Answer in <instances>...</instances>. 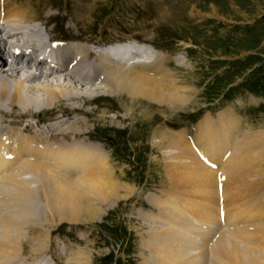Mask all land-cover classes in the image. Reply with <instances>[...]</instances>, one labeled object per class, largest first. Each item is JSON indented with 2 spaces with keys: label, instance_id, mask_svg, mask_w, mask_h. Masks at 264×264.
<instances>
[{
  "label": "rangeland",
  "instance_id": "1",
  "mask_svg": "<svg viewBox=\"0 0 264 264\" xmlns=\"http://www.w3.org/2000/svg\"><path fill=\"white\" fill-rule=\"evenodd\" d=\"M8 1L27 11L30 20L40 19V22L49 20L50 24L45 28L42 25V30L45 29L43 30L44 33H48L50 38L54 37L56 40L63 38L65 41H70L78 38L87 46L90 43L104 45L128 41L147 44L164 52L169 60L167 65L172 70H176L183 77L186 84L196 88L191 103L185 109L169 110L155 104L148 107L142 101L137 107L135 105L133 119L126 116L127 107H129L128 102L130 101L127 96L123 99L112 98L102 90L95 97L94 103L86 105L88 100L81 103L83 109L88 111L87 114L77 112L76 114L67 113L68 115H63V117L61 114L57 116L58 121L60 117L63 118L62 122L64 120L70 124L75 123L77 120V122L84 120L83 122L88 124V130L85 134H66L68 136L61 134H23V136L33 135V137L38 135L40 144L61 148L65 147L66 144L68 145V143L80 140L101 141V147L104 146L107 149L105 154L109 155L111 153L109 159L111 163L105 160L107 166L106 169H102L109 172H105L109 174V178L105 177V181L107 183L113 181L118 185L121 188L119 195L128 196L129 192V196L122 198L120 201L113 199L103 206L92 203L97 211L92 222L82 224L59 223V219L67 218V216L56 214V211L52 210L53 204L49 201L50 199L48 200L47 195V183L41 178L42 186L39 182L36 187L37 181L33 180V176L29 177L32 178L31 187L36 189L34 191L36 193L33 192L24 203L30 202V205L35 207L36 213H20L18 225L16 224L17 227L15 228L17 232H22V234L18 233V236L20 237L19 242L23 247L24 256L32 260L39 259L47 254L48 258L54 259L58 264H80V262L81 264H155V260L159 256L157 248L165 247L161 249L160 254H178L166 243V240H161L164 235L163 229L167 228L168 225L164 220L165 217L161 218L163 208L160 210V206L154 204L153 201L164 200L167 202L166 213H175L174 206L177 207L178 202L183 203L185 206L188 205L187 207L191 205L190 208L197 210H206V208L201 207V204L209 202L208 199L201 198L195 192L194 182L186 179H179L176 182L175 177L170 176V170H168V166L171 165V160H169L170 150L167 149L170 147V142L163 140V136H167V134H154L161 133V131L167 133L177 132L182 130L183 127L193 128L195 121L201 119L204 115H210L211 119L207 124L202 123L200 125L201 120L199 121L194 129V136H191L190 131L187 129L180 131V135L175 138L186 144L194 153L193 158L198 159L197 161L200 164L202 163L201 166L211 168L210 171L214 172L216 176L214 177L216 189L218 181L223 178V175L227 177L228 182L231 181V185L227 184L231 188L228 208L232 213L239 206L244 212L254 211L250 216L251 218L248 217V219L253 220L252 222L256 225H252L254 229L252 226H250L251 228L248 226L253 229L248 239L243 237L242 239L234 234L232 235V233L230 234V232L216 231L219 225H215L212 234L198 241L199 246L205 249L204 261L208 264H217L218 261L224 262V258L219 257L221 253L216 251L217 242L219 244L221 238H224V244L227 246L230 244L237 245L241 253L245 254L247 252L244 251H248L247 257L254 255L263 258L264 202H251V197L248 196L251 193L245 195L243 192L253 191L255 193V188L264 192V157L260 158L259 162L253 161L249 166L244 164V167L238 166L237 169L233 168L230 171L223 167L213 169L208 165L209 160L203 162L204 160L195 154L194 147L197 146L203 149L202 141H206L210 136L217 139L218 133L227 129L229 118L227 120L223 119L221 123L218 122L222 112L227 113L229 111L231 114L233 113L232 115L239 117L238 120L242 123L238 130L233 131V134H229L228 139L233 140L232 143L248 138V132L251 130L253 132H258L259 129L264 130V0ZM77 17L87 20L86 22L90 25L88 26L85 21H82V25H76ZM158 54L162 53L158 52ZM179 57L183 58L176 59ZM5 66L7 64H0V71ZM13 68H17L22 72L33 73V69L30 68L25 69V67L17 66H13ZM22 72H20V76L6 73L10 75L9 78L12 77L13 80H18L24 75ZM40 75L42 74H39L38 80L36 79L35 82H28L27 84L36 86L37 83L49 85L53 82H46L45 78L40 77ZM62 82L61 84L64 86L69 83L68 80H62ZM68 87L73 89L72 86ZM28 93L35 97H45V93L42 91L35 90ZM99 96L100 98L97 99ZM70 104L74 105L70 106ZM70 104V108L74 109L76 104L73 101ZM243 117L248 123L247 129H244ZM40 118L41 121H48L54 119L55 116L52 117L44 113L40 115ZM83 122L76 126L79 128L85 127ZM52 124L44 130L48 131L49 128L53 127ZM216 130L217 134L214 133ZM56 131L57 129H55ZM62 143L65 145H62ZM255 154L257 155V152ZM97 171H90L88 174L80 176V178L83 179L86 175ZM61 174L65 176V173L61 172ZM52 182L55 184L54 181ZM1 187L2 185H0V189H3ZM9 194L0 191V200L7 198L6 200L10 201ZM237 194L240 195V198L236 196ZM169 198H174V201L171 202ZM218 200L216 206L220 210ZM13 202L16 206L22 205L18 200L11 201L12 204H14ZM206 206L209 208L208 205ZM209 210L213 213V210L210 208ZM9 211L12 212V209H9ZM10 212L1 211L0 220H3L2 217L8 216ZM239 213L232 214L233 220H240ZM163 215L165 216V213ZM177 215L180 218L187 216V218L194 220L189 216L190 213L186 209H180ZM160 219L163 221L157 222ZM1 224L0 222V233L4 236L6 232ZM35 224L36 227H31ZM28 228L35 229V233L30 230V234L25 235ZM188 228L190 233L186 232V228H182L181 232L183 234L186 232V236L192 241L196 238L194 236L198 232L200 233V230H208L207 226L205 225L203 228L201 223H197L195 227L191 228L187 226ZM243 228L246 227L232 229L238 231ZM246 231L247 229L244 230V232ZM160 232L161 234H159ZM11 235L15 234L11 233ZM164 243L166 244L164 245ZM175 243L179 247L184 242L176 240ZM212 244L214 250H210L213 249V246L210 249L208 248ZM43 247L48 248L43 249ZM186 247L190 248L189 246ZM32 248L40 250L37 249L33 253ZM87 252L89 256H87ZM76 259L81 261L70 262ZM181 259L177 263H171L189 264L194 261V259L189 260L188 258ZM49 263L54 264L53 262ZM227 264L233 263L228 261Z\"/></svg>",
  "mask_w": 264,
  "mask_h": 264
},
{
  "label": "bare ground",
  "instance_id": "2",
  "mask_svg": "<svg viewBox=\"0 0 264 264\" xmlns=\"http://www.w3.org/2000/svg\"><path fill=\"white\" fill-rule=\"evenodd\" d=\"M28 15L27 11L23 10L21 7L11 4L8 0H0V21L5 20L4 22H6V25L0 26V47H2L4 41L6 40L1 37L4 36L5 33L13 34L15 36L23 34L22 31L26 28L23 23L33 21L28 18ZM82 21L86 22L87 20L77 17L75 21L76 25H82ZM89 25L90 24H88V26ZM54 39L55 38L53 37L51 40ZM62 39L63 38H61V40ZM58 46L55 49L54 56L57 63L53 68H45V61L33 63L31 61L18 59L16 62L12 63L10 67L4 68L0 71V115L2 116L0 119V185H2L1 188H3L0 189V191L8 194L10 192L8 196L11 198L10 201H7V198L0 200V212H4V210L10 212L11 210L9 211V209H12V212H10L9 215L6 214L8 216H3V220H0L2 228H4V231L6 232L4 236L0 233V264H39L37 263L38 260L28 262L30 258H26L24 256L23 247H21L19 242L20 237L18 236V233L22 234V232H17L15 230L17 227L16 224L18 225V216L20 213H36L35 207L31 206L30 202L27 201L24 203L30 195L36 191V189L31 187L32 178H23V174L26 171H28L27 173L32 174L31 170H33V174H36L39 179H44L45 183H47V195L48 200L50 199L49 201L53 204H51L52 210H55L56 214H64L67 216V218L59 219V223L69 222L70 224H82L84 222H92L94 221L96 216L95 213L97 212L95 205L92 203L103 206L107 204L108 201L110 202V200L112 201L114 199L115 201H120L122 198L129 196V192L128 196L119 195L121 188L113 183V181H108V183L105 181V177L109 178V174H106L105 172H109L102 169H106L107 162L102 160V155H98V153H95L92 149H83L74 152L76 155H73V152H71L73 150H67L66 147L62 152L57 153L54 152V148H50V146H41L42 144L35 141L33 136H23V134H61L65 136H68L66 134H85L88 130V124L86 122L84 123V120H81V122L84 123L85 127L79 128L76 125H80L79 123L81 122H77V119V121L74 120L77 123L75 122L70 124L64 120L62 122L63 118L60 117L58 121L57 116L61 114L63 117V115H68L67 113L76 114L77 112L87 114L88 111L83 109L84 107L81 103L84 100H88L86 105L92 104L96 99L95 97L102 90L105 91V94H108V96L111 97L123 99L127 96L130 101L128 102L129 107H127L126 116L132 117V119L135 105L137 107V105L142 101H144V103H146L145 106L148 107L151 104H155L160 107H166L169 110H177L180 108L185 109L191 103L193 92L196 91V88L192 85L185 83L183 77L180 76L176 70H172L167 65V57L162 54L157 53L156 57L149 62H142L137 65L133 63L134 65L128 66L126 63L121 64L115 61L109 53H99L96 55L83 44L75 46L74 44L62 43ZM38 49L39 48L36 46L37 51ZM13 66L33 69V73H26L25 71L22 72L17 68H13ZM87 67L91 68V72L93 73L92 76L83 74V70H86ZM6 72L17 75L22 72L24 75H22L21 79L13 80L12 77L9 78L10 75H7L8 73ZM39 74H42L40 77L43 76L46 82H53L49 85L37 83L36 86H33L27 84L28 82H35ZM62 80H68L69 83L65 82L66 86H64L61 84ZM68 86H72L73 89H70ZM35 90L38 92H44L45 97L43 98L42 96V99L41 97L29 95L28 92ZM72 101L76 104L74 109L70 108V106L74 105L70 104ZM44 113L51 115L52 117L55 116V118L48 121L39 120L41 119L40 115ZM232 114L229 111L227 113L222 112L220 114V121L218 122L221 123L223 119L227 120L228 118L229 120L227 121V129L222 130L219 133L217 130L214 132L219 134L217 139L216 137L211 136L208 137L206 141H202L200 139L204 149V153L201 158L204 160L203 162L209 160L208 165L213 169L223 167L230 171L233 168L237 169L238 166L244 167V164L249 166L253 161L259 162L260 158L262 159L264 157L263 129H259L258 132H253L251 130L248 132V138L243 141L236 139L238 141L232 143L233 140L228 139L229 134H233V131L238 130L242 125V123L238 120L239 117H235ZM210 117V115L203 117L200 121V125H202V123L207 124L208 121H210L209 119H211ZM33 119H37V126L33 125ZM46 122H51V124L53 123V127L49 128L48 131L44 130L46 127H42L40 125ZM67 125L69 126L66 127ZM55 129H57V133L55 132ZM219 129L221 130V128ZM156 134H167V136H160L164 137L163 140L170 142V147L167 148L170 150V152L168 151L170 154L169 160H171V165L168 166V170H170L171 174L170 176H174V180L176 182L177 180L179 181V179H186L187 181L189 180L194 182L193 186L196 187L195 192L200 195L201 198L208 199L209 203L201 204V207L203 209L206 208V210L190 208L191 205L187 207L188 205L185 206L181 202L177 203V206L179 205L178 207H176V205L174 206L176 207L178 214L180 209H186L190 213L189 216L191 218L195 217L197 221L201 223L203 228L205 225L208 227L207 231L199 229L200 233L197 231L198 234L194 236V238L196 237L194 241L189 240L186 236V232L190 233L189 228L187 229V225L190 224L184 221V218H180L179 215L174 214L172 211H170L172 213H165L162 211L161 218L165 217L164 220L167 222L168 227L163 229L164 235L161 240H166V243L174 249V252L178 254H160L162 251L161 249L164 247L162 244V248L156 249L159 256L155 260V264H172L171 262L177 263L179 260H182L181 258H188L189 260L194 259V261H191L189 264H208L204 261L205 249L199 246L198 239L208 237L213 233L214 226L219 225L218 218L220 210L216 206L218 193L216 189V182L214 180V177H216L215 173L210 171L211 168L209 169L205 166H201L202 163L200 164L197 161L198 159L196 160L193 158L194 153L186 146V144L175 138L180 135L179 132L167 133L165 131H161V133H155L154 135ZM214 139L216 140L213 141ZM251 141L252 143H250ZM64 143H62V145ZM256 152L257 155L255 154ZM41 155H43V157L39 161L38 158H40ZM225 155L226 159L224 160ZM93 157L96 160H102L100 162L98 161V163H94L95 165H92L89 168L90 171L98 170L97 172L86 175L83 179L78 177L77 180V177L71 178L69 177L70 175L67 176L65 174L64 176L61 174L60 166H62V163L68 164L67 166L70 167L71 165L79 164V162L90 161ZM71 169H73V167ZM52 181H54L55 184H53ZM169 199L171 202L174 201V198ZM13 200L20 201L22 205L16 206L14 202V204H12L11 201ZM153 203L158 204L160 206V210L163 208L165 211V208L167 207V202L164 200L153 201ZM206 205L213 210V213L210 212ZM163 213H165V216ZM152 219L155 221L154 218ZM161 220L162 219L157 222ZM173 224L179 227H175ZM210 224L212 225L211 228L208 226ZM249 227L238 231L231 229L230 234L232 233V235L234 234L237 237L248 239L249 235L252 234L251 230L254 229L253 226V229H250L251 227ZM182 228H186V232L184 234L181 232ZM177 229L180 231H177ZM245 229H247L246 232H244ZM11 233L15 235H11ZM159 234H161V232ZM176 240L183 241L185 245L183 246V243L181 246L177 247L175 243ZM166 243H164V245ZM186 246H189L190 248H187ZM217 246L216 251L221 253V256H218L222 257V259L224 258V262L218 261L216 262L217 264H225V262L227 264L228 261L233 264H264V257L261 258L254 255L247 257L246 254H249L248 251H244L247 252L244 254L239 251L237 245L235 244H230L229 246L225 245L224 238H221L219 244L217 242ZM45 248L48 247H43V249ZM37 249L32 248V250H34L33 253H35ZM39 250L40 249H38V251ZM212 250H214V246ZM87 256H89V253ZM76 261L80 262L81 260L76 259L75 261L70 262ZM47 264L51 263L48 262Z\"/></svg>",
  "mask_w": 264,
  "mask_h": 264
}]
</instances>
